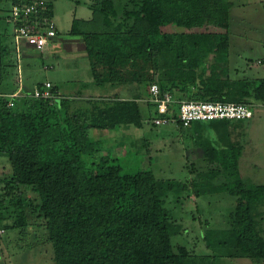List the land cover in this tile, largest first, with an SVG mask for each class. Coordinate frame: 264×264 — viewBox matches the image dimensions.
Returning a JSON list of instances; mask_svg holds the SVG:
<instances>
[{
    "label": "trees",
    "instance_id": "1",
    "mask_svg": "<svg viewBox=\"0 0 264 264\" xmlns=\"http://www.w3.org/2000/svg\"><path fill=\"white\" fill-rule=\"evenodd\" d=\"M30 2L13 0L12 5ZM45 4L53 16L51 4ZM88 7L99 21L96 29L81 28L74 19L69 33L83 44L91 82L108 91L134 84L136 93L128 98L115 92L97 98L78 93L50 100L33 97L34 87L23 85L8 105V95L18 86L5 81L9 69H17L7 16L11 30L0 28V153L7 154L11 174L0 179V221L11 218L6 228L24 230L27 207L42 218L54 264H179L177 253L189 254L172 243L177 230L165 197L186 193L206 199L226 193L234 204L223 225L204 223L202 239L212 254H191V264H222L221 257L263 260L264 184L243 181V146L229 133V125L242 120L177 125L195 129L186 137L196 145L198 157L187 163L192 177L185 181L159 178L150 168L126 172L89 131L122 128L128 133L144 122L158 126L146 100L151 83L175 101L253 104L264 103V79L230 75L225 32L200 30L207 24L203 0H89ZM35 51L24 47L22 59ZM207 128L218 142L203 135Z\"/></svg>",
    "mask_w": 264,
    "mask_h": 264
},
{
    "label": "rangeland",
    "instance_id": "2",
    "mask_svg": "<svg viewBox=\"0 0 264 264\" xmlns=\"http://www.w3.org/2000/svg\"><path fill=\"white\" fill-rule=\"evenodd\" d=\"M12 1L0 0L1 31L4 28L11 30L5 19L10 15ZM44 1L51 4L57 43L41 51L26 53L27 57L21 59L19 65L20 75L16 67H11L5 80L7 84L17 87L20 78V87H34L37 83L50 80L60 86V94L68 97L78 93L83 98L104 97L114 92L119 95V90L108 91L91 82L89 62L82 51L83 44L79 36L69 33L74 19L84 29L93 30L98 26V19H93V12L88 7L89 0ZM203 6L207 24L200 30L225 32L229 44L230 75L233 78L264 79V0H203ZM172 28L176 31L186 30L177 26ZM64 41H67V46L61 44ZM86 83L88 85L83 86ZM120 93L133 97L136 87L130 84L127 92L121 90ZM78 103H83V100ZM252 105L253 116L232 122L229 133L231 140L240 141L243 146L239 158L243 181L264 184V103L255 102ZM194 133V127L179 128L174 123L153 126L147 122L139 129L131 127L128 133H122V128L115 131H89L91 137L102 140L106 151L122 161L126 172L137 167L150 168L159 178L180 181L192 177L187 163L198 157L196 145L186 137ZM203 135L218 142V135L209 128L203 130ZM120 141L123 144L116 147ZM10 174L8 156L1 152L0 179ZM206 199L192 195L188 197L186 193L179 198L170 194L165 197L164 205L170 211L177 230L171 237L172 243L174 246H184L189 254L184 256L177 253L179 264H191V254H212L202 239L206 227L204 223L207 220L209 225L221 227L224 217L234 204V197L226 193L208 195ZM26 209L28 220L24 230L6 228L4 224L10 223L11 218L0 221V229L4 228L0 233V264H54L42 218L31 215L29 208ZM262 211L264 217V206ZM219 261L222 264H264V259L254 262L244 257H221Z\"/></svg>",
    "mask_w": 264,
    "mask_h": 264
},
{
    "label": "built area",
    "instance_id": "3",
    "mask_svg": "<svg viewBox=\"0 0 264 264\" xmlns=\"http://www.w3.org/2000/svg\"><path fill=\"white\" fill-rule=\"evenodd\" d=\"M9 20L13 24V41L16 48L17 74L20 75L19 65L24 47H31L38 51L49 46L57 35L53 16H49L43 0L30 3L13 4ZM18 90L9 94L8 105H13L12 98L20 94L21 79H18ZM33 97L53 99L61 96L60 87L46 80L40 87L34 86ZM65 96V95H64ZM154 108L152 122L155 125L174 123L182 127L190 126L194 122L215 119L244 120L253 116V105L249 103L223 101H175L168 92L161 93L156 83L147 87V98ZM3 229H0V233Z\"/></svg>",
    "mask_w": 264,
    "mask_h": 264
},
{
    "label": "crops",
    "instance_id": "4",
    "mask_svg": "<svg viewBox=\"0 0 264 264\" xmlns=\"http://www.w3.org/2000/svg\"><path fill=\"white\" fill-rule=\"evenodd\" d=\"M56 38V37H55ZM53 39V42L51 43V45L52 44H56L57 43V41H56V39ZM63 46H65L66 44H67V41H64L63 43H61ZM50 45V46H51ZM67 46V45H66ZM58 49H59V47H57ZM50 81V80H49ZM52 82V81H51ZM54 83V82H53ZM56 84V83H55ZM123 86H114L112 89H114L115 91L116 90H119V96H121L122 98H128L126 95H121L122 93H120V91L122 90V92H127L128 91V89H129V86H130V84H122ZM127 87H128V89H127Z\"/></svg>",
    "mask_w": 264,
    "mask_h": 264
}]
</instances>
